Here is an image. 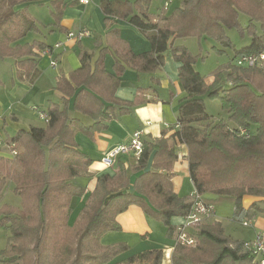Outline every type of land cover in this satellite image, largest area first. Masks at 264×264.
<instances>
[{"label": "trees", "instance_id": "1", "mask_svg": "<svg viewBox=\"0 0 264 264\" xmlns=\"http://www.w3.org/2000/svg\"><path fill=\"white\" fill-rule=\"evenodd\" d=\"M43 0H0V61L13 59L19 82L37 75L39 51L51 45L34 41L19 44L29 33L39 32L27 16L29 2ZM79 0L72 2L78 3ZM153 0H100L105 22L117 19L135 28L147 41L149 50H126L115 58L112 70L103 64L104 51L95 63L83 53L80 66L61 76L53 90L61 103L49 101L44 112L46 128L30 127L7 135L0 145L12 155H0L1 194L10 184L20 199V209L0 203V227L9 232L0 264H161V249L134 253L117 261L130 250L124 243L103 247L100 239L121 226L117 217L135 206L166 227V236L175 237L173 218H184L190 210V195L180 197L173 188V164L178 159L177 145L186 149L189 178L207 204L212 198L229 199L234 217L247 220L264 215V67H241L242 55L264 52V0H183L178 8L151 19ZM54 22L60 27L65 0H50ZM244 25L242 24V21ZM247 35L248 45L234 51V59L215 70L212 83L194 69V59L175 40L188 37L210 38L224 48L231 47L227 31ZM76 31V30H75ZM171 57L178 67L183 93L178 98L176 131L169 137L143 140L142 152L135 159L131 183L123 163L116 159L114 175H102L77 219L70 226L71 200L81 198L85 188L74 180L90 160L77 150L75 135L92 138L107 128L111 120L131 114L147 101V92L162 96L156 71ZM234 61V62H233ZM137 73L139 82L133 101H121L115 91L126 68ZM204 97L217 99L228 114L227 122L205 111ZM173 92H167V100ZM69 100L73 113L69 114ZM38 109V108H37ZM86 122H84V120ZM230 124V125H229ZM245 197L260 199L247 208ZM191 236L194 246L175 244L171 264H259L246 242L231 243L217 221L196 225Z\"/></svg>", "mask_w": 264, "mask_h": 264}, {"label": "crops", "instance_id": "2", "mask_svg": "<svg viewBox=\"0 0 264 264\" xmlns=\"http://www.w3.org/2000/svg\"><path fill=\"white\" fill-rule=\"evenodd\" d=\"M72 1L73 0H65L68 5L62 12V18L60 22V27L64 30H59L58 28L52 27L50 29V34H52L53 41L46 42L49 45L58 42L66 43V47L65 51H61L58 54L57 68L59 69L52 78L50 90L42 94V99L39 102L41 105L45 104L46 106L49 101L61 103V96L53 90V84L59 77L64 76L67 78L70 72L79 68L80 56L83 53H86L90 57V65L92 68H94L99 56H101L102 52L104 51L103 64L105 69L111 72L115 58L122 52L126 50H132L135 53H140L147 50L137 51L136 49H142L141 47L146 46H148L149 50V45L145 38L135 28L131 27L126 22L117 19H112L108 22L104 21L103 15L99 8L100 0H89L87 4H80L79 2L74 3ZM29 3L21 4L17 8L22 9ZM78 29L88 31L89 36L84 38L80 43L75 44L72 42H66V33ZM132 37L136 38L142 46L137 48L132 46ZM91 38L94 39L92 48H90V46L84 42L85 39L87 40ZM9 59L11 61V73L9 79L10 85L12 88L16 89L15 92L23 89L26 91V93H28L27 98L17 99L16 102L13 103V107H15V110L13 111L19 115L27 113L37 114L35 109L38 108L37 110L40 111L41 108L39 106H32L28 108L27 105L31 101L30 98L35 93L33 87L31 88L28 86H33V84L37 82L42 75V70L39 69V64L37 66V75L32 81L19 82L15 77L14 60L11 58ZM9 59L7 58L1 62L7 61ZM42 59H46L48 61L47 58L40 57V62ZM178 67L179 65L175 63L171 57H166L164 66L156 71L155 75L160 78V88L163 94L162 96L157 97L155 94L147 92L143 96V99L147 101L145 104H141L140 106L134 108L131 114H126L119 117L118 119L111 120L105 130L95 132L92 138H88L81 133H77L75 135L77 150L90 160V164L87 167H84L82 173L74 180L76 184L82 185L85 188V194L81 198H73L71 200V214L69 216L68 222L70 226L77 219L87 200L88 195L94 190L97 179L102 175H114L112 166L107 167L101 163V158L104 155L117 146L125 144L129 140L130 136L136 131H140L142 139L147 141L153 138H158L161 135L169 137L176 131L175 124L177 121V101L183 93L178 79ZM140 84L145 85L146 79H142V83H140L137 73L133 69L127 67L125 69L121 85L115 91L114 95L121 101H133V99L136 97V89ZM0 86L5 87V82H3L1 79ZM171 90L173 92V98L167 100V92ZM12 91L13 90L10 92ZM71 103L72 100H69V114L72 117L82 118L79 114L73 113ZM2 118L3 122L0 123V141H2L8 135L5 129L7 127L11 128V126L7 125H18V117L15 113H12L11 121H7L3 114ZM84 122H86V120H84ZM22 125L23 126H17L16 128L12 127L13 130H9L15 134L19 130H28L30 127H34L31 125ZM177 151L178 159L172 167L173 188L174 192L180 197H187L186 195L188 194L183 192L185 183H188L191 186L192 192L194 191V186L189 178L186 149L182 145H177ZM118 160L123 163L127 172L129 168L131 169L132 174H127L130 176L132 183L136 177V175L133 173V167L136 163V160L132 156L128 155L119 156ZM253 202L255 201L252 197H245L242 200L244 208H247ZM130 211L135 213L136 211H139L140 213L144 214L141 209L135 206L130 207L126 213ZM182 221V218H173L171 220V224L176 227L180 225ZM119 225L122 228L120 223ZM145 233V237L148 239V241L152 242L151 244L154 243V245H156V247H153L149 250L161 249L163 252L169 250V253H171V250L174 249L176 244V233L174 238H167L166 227L163 235L156 236L153 231L151 232V229Z\"/></svg>", "mask_w": 264, "mask_h": 264}, {"label": "rangeland", "instance_id": "3", "mask_svg": "<svg viewBox=\"0 0 264 264\" xmlns=\"http://www.w3.org/2000/svg\"><path fill=\"white\" fill-rule=\"evenodd\" d=\"M168 1V7L165 9L166 14H169L175 8H178L183 0ZM165 2L166 0H153L151 2L149 9L151 19H156L158 15L164 13L163 8ZM51 11L52 6L50 4V0L32 2L26 6V14L28 17L35 21L36 25L39 28V32L27 34L19 41V44L31 45L34 41H53L52 34H50V29L52 28L51 26L54 22ZM243 21L242 24L244 25ZM227 35L231 40L232 45L228 48H224L223 46H221V44L211 40L210 38L198 39L197 37H188L185 39L175 40L174 45H181L185 47L187 52L194 59V69L202 76H204L205 82L207 84H210L212 83L213 72L218 68L227 65L230 60L234 59V51L240 49L245 45H248L250 42L246 34L242 36L235 29L227 31ZM93 40V38L87 40L85 39L84 42L85 44H88L90 48H92ZM131 44L135 48L142 46L134 37H132ZM141 48L142 49L136 50H148V46ZM39 69L42 70L40 79L35 82L33 86H28L31 88L33 87L35 93L31 97L32 99L30 98L31 101L27 106L28 108L32 106H39L41 110H45V104L41 105L39 102L42 99V94L50 90L52 78L55 73L58 72L59 68L55 70L50 69V67L48 66V61L46 59H42L39 63ZM10 73V59L4 62L0 61V79L5 82V87L0 86V123L3 122L2 114L7 121H11L12 113H15L18 117V125H7L11 126V128L7 127L5 129L7 134L9 136L14 135V133H12V131L10 130H13V128H16L17 126H23L22 124L26 126L31 125L34 127L37 126L46 128L47 125L43 120L39 118L38 114L27 113L19 115L15 111H13L15 110V107H13V103L16 102L17 99L27 98L28 93H26V91L23 89L15 92L16 89L12 88L9 83ZM11 90L13 91L10 92ZM203 99L205 104V111L208 115L213 116L217 120L227 122L228 114L224 109H222L221 104L217 99H209L208 97H204ZM0 155L7 159L12 158L10 152L6 150L2 145H0ZM127 173L129 175L132 174L130 168L128 169ZM190 188L191 186L188 183H185L183 192H185V194H188L186 196H189L192 192V188ZM10 189L11 185L9 184L1 194L0 203L10 205L19 210L20 199L15 196ZM253 199L255 202L260 201V199L257 198ZM212 204L215 212L214 217L211 219H205L198 225L210 223L211 221L219 222L224 236L227 237L231 243L251 241L254 239L255 234L258 233L263 235L264 242V215H257L254 219L251 220L235 218L233 203L229 199L212 198ZM259 206L263 208L264 203H259ZM116 221H118L122 225L121 231L110 232L103 235L100 239V244L103 247L121 243L127 244L130 247V250L119 255L117 257V261L128 258L134 253L142 252L143 250H149L153 247H156L154 243L151 244L152 242H149L145 237V232H147L148 230L151 229V232L153 231L156 236L163 235V233L165 232V226L162 223L155 221L154 219L144 215L143 213H140L139 211H136V213L131 211L128 213H122L117 217ZM243 222H249V226H243ZM191 231L193 232L192 229ZM8 236V230L0 227V252L6 247ZM172 251L173 250H171V253H169L168 257H166L167 251L164 252V257L161 264H171Z\"/></svg>", "mask_w": 264, "mask_h": 264}, {"label": "built area", "instance_id": "4", "mask_svg": "<svg viewBox=\"0 0 264 264\" xmlns=\"http://www.w3.org/2000/svg\"><path fill=\"white\" fill-rule=\"evenodd\" d=\"M80 4H87L89 0H79ZM168 0L164 3V10L168 7ZM89 36L88 31L78 29L76 31H70L66 33L65 40L66 42L80 43L84 38ZM66 43H54L49 47H44L39 51L41 58L48 59V66L50 69L57 68V57L59 52L65 51ZM236 64L241 67H264V52L255 55H242L240 56ZM36 113L39 115V118L48 122V117L44 112L38 111L35 109ZM142 136L140 131L134 132L129 140L120 146H117L106 155L101 158V163L107 167L114 165L116 159L122 155L132 156L134 159H137L142 152ZM3 146V145H2ZM7 150L8 148L4 146ZM215 215L213 205H209L204 202L203 198L196 192L193 191L190 194V210L187 216H185L180 225L176 227V243L179 242L181 245L194 246L195 241L191 236V229L194 226L198 225L202 221L208 218H213ZM243 226H249V222H243ZM245 246L250 249L256 261L259 264H264V242L263 235L258 233L255 234L254 239L245 243ZM169 250L166 253V257L169 256Z\"/></svg>", "mask_w": 264, "mask_h": 264}]
</instances>
